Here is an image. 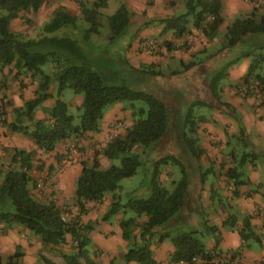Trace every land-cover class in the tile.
<instances>
[{"label": "trees", "instance_id": "obj_1", "mask_svg": "<svg viewBox=\"0 0 264 264\" xmlns=\"http://www.w3.org/2000/svg\"><path fill=\"white\" fill-rule=\"evenodd\" d=\"M47 1L0 0L1 71L14 65L19 73H31L33 77L41 80L36 98L15 111V121L8 124L10 130L29 137L35 141L40 150L48 153L54 151L57 145L66 139L81 138L87 133L101 132L105 111L109 107L119 103H129L132 112L133 125L127 130L126 135L118 134L112 137L103 151L106 158L111 161L120 160L121 164L103 170L98 158L99 153L96 154L92 166L82 162V173L76 185V204L80 214H83L86 212L87 203L101 202L108 193H116L123 180L132 178L138 173L143 164L141 155L148 150L154 152L170 135L171 116L177 115L178 106L173 108L169 102L167 104L158 95L137 91L117 83H108L100 73V69L89 63L79 38L71 37L70 28H78L79 18L65 9L57 10L52 19L39 30L36 38L24 37L11 29L12 21L19 18L20 14H37ZM76 1L81 8L83 19L90 24V29L85 32L99 34L103 27L101 10L108 7L110 0ZM120 1L123 2L120 9L107 19L111 31L110 39L114 42L126 34L133 19V13L124 3L126 0ZM186 6V14L160 21L164 25V32H173L176 39H181L190 33V24L193 20V27L201 30L209 40L216 39L220 35V29L225 21L222 0H186ZM223 39L226 42L223 50L232 49L244 42L248 45V51L243 57L250 58L251 65L242 79V84L245 85L246 97H254L255 91L261 94L262 100L259 107H264V0L263 4L254 8L247 18L237 19L227 26ZM164 48L166 51H173L175 44L165 41ZM49 62L55 66L53 75L47 74L43 69ZM195 66L197 63L191 62L185 66V71ZM229 66L211 77L208 92L219 108L221 107L238 123L239 133L227 136L226 144L227 147L232 148L230 157L234 166L226 170L225 175L234 182L233 195L239 197L241 187L252 185L249 179H245L246 166L259 159V155L251 150L245 125L236 110L222 101L220 85L227 77L226 69ZM127 73L142 74L144 72L127 64L116 77L125 79ZM55 83L58 100L49 112L50 117L36 121L35 111L43 101L52 96L50 90ZM238 87L240 88V85H237L235 89L237 90ZM67 89L85 96L79 124L76 123L75 116L70 114L68 105L61 99L63 92ZM140 103L143 106H139ZM203 107L211 106L209 103L200 101L189 105L184 113L183 124L177 130L180 142L187 152L188 162L198 164L206 155V151L199 143L197 133L201 121L196 119L195 111ZM26 119L33 124L32 128L25 122ZM236 144L240 147L235 146ZM14 152L11 165L7 169L0 167V225L9 228L23 227L38 236L45 246L64 245L67 235L70 234L77 244L73 253L63 256L65 263L99 264L96 261V254L90 249L91 240L88 232L91 227L83 226L80 216L71 222H64L61 208L53 200H40L35 197L34 191L38 189V183L31 176V171L37 151L15 149ZM184 162L173 155L157 160L148 197L131 199L126 205L115 201L104 217V220H109L121 210L127 209L134 212L137 217L147 218L145 224L141 226L144 244L135 245L128 250L124 256L125 264L131 262L160 264L154 257L147 235L154 237L155 229L169 225L185 206L192 173L190 164L185 165ZM171 164L180 167L183 174L174 191H170L160 181L161 167ZM213 171V169H207L202 173L200 176L202 184H205L206 178ZM136 224V218L120 222L125 240H131ZM223 226L237 228V217L230 215ZM208 229L212 233L220 232V229L215 226ZM238 230L247 247L250 242L260 241V236L255 232L250 217L243 220ZM167 239L171 240L175 248L172 254L173 262L194 264V258H202L207 260L206 264H211L210 261L215 253L208 251L198 230H179L175 235L164 234L160 236L158 243ZM215 240L218 246L221 242L220 237L216 236ZM22 255L18 248L5 263L0 255V264H17L15 260L20 259ZM233 257H239V255ZM41 260L44 264H55L44 256H41ZM259 264H264V260Z\"/></svg>", "mask_w": 264, "mask_h": 264}, {"label": "crops", "instance_id": "obj_2", "mask_svg": "<svg viewBox=\"0 0 264 264\" xmlns=\"http://www.w3.org/2000/svg\"><path fill=\"white\" fill-rule=\"evenodd\" d=\"M87 1L93 2L95 0ZM126 2L131 10L141 12L143 9L148 13L146 21L140 20L138 22L133 18L126 32V34L131 32L135 35V41L128 49L131 65L136 68L146 66L151 69L163 64L167 67L166 73L161 74V76L167 79L172 77L170 80L174 82V90L178 91V96L175 95L174 99H170V102L173 101V104L178 106L177 114L184 115L188 106L194 102L209 103L211 107H206L209 112L195 111L196 119L201 121L197 133L198 137L202 138L206 134L221 137L227 130V125L231 128L232 135L238 134V123L221 107L219 108L215 99L208 92L211 79L209 75L213 73L216 66L214 61L219 62L221 59H225L228 57L227 53L231 51L228 49L223 50V46L226 44L224 39L217 37L221 38L223 46L216 54L210 56L209 61L196 62L197 66L185 71V66L193 62L191 59L194 55L204 54L208 47L216 44L219 39L209 40L201 30L190 26V33L182 37L186 38L189 44L186 48H180L177 45L180 39H176L173 32H164V25L160 23L163 19L173 18L174 1L126 0ZM222 2L225 21L220 29L221 33L225 32L226 27L229 26L227 19L244 13L249 16L252 12L250 10H253L254 7L249 5L240 6L236 0H222ZM47 7L46 2L37 14H20L19 18L12 21L11 29L24 37H33L45 23L52 19L58 8L64 7L74 15L80 9L76 0H63L61 5L55 3L49 13L46 10ZM136 23H138L137 25H145L139 36L140 31ZM150 38L173 42L175 50H165V56L163 57L150 56L141 50L140 44L143 39ZM171 62H176L184 71L171 70ZM228 65L230 66L226 69L227 77L220 85L222 101L230 104L236 110L237 115L245 125L251 150L264 155V107H258L254 98L241 99L234 92L236 86L242 82V79L248 73L251 59L244 58L243 61H232ZM38 88L39 78L33 77L31 73H19L14 65L5 68L3 71L0 69V103L5 117L4 121L0 122V167L6 168L11 165L15 149L37 151L38 154L34 161L31 176L37 183L39 181L46 183L47 189L44 194L48 195L49 199L53 200L59 208H70L73 219L80 216L81 224L91 227L88 236L91 242L94 243L91 251L96 254V261L99 264H112L117 257L125 256L129 248V243L123 239V230L120 227L123 216L118 215L114 226L100 222V214H105L112 200L110 196H105L99 203H87L85 205L86 212L80 214L76 204V183L82 173V162L92 166L97 153H99L98 158L101 169L111 168L110 160L103 154L105 147L113 137L111 124L116 120H123L125 127L121 128L118 134L121 136L126 135L127 130L133 125L132 112L116 104L106 113L102 121L101 132L87 133L81 138L66 139L60 142L54 151L46 153L38 148L35 141L22 134L13 133L8 127V124L15 121V111L23 108L26 102L36 98ZM50 94L52 96L43 101L37 108L34 114L36 121L50 117L49 112L58 100L56 83L51 87ZM5 122L6 124H4ZM30 127L32 128L33 124H30ZM201 146L206 151L204 156H207L209 151L211 154L216 153L211 152L209 146L203 144ZM223 165L222 160L212 163H205L204 161L199 164L196 163L198 172L199 169L203 170V167L214 171L206 178L205 184L201 183V178L197 180L196 177H191L190 188L192 187L191 194L194 196L193 204L187 208V199L181 210L186 217L179 218L178 221L175 217L169 225L175 228V226H178V222L185 220L182 226L198 230L208 251L231 257L239 255L241 261L238 264H259L264 260V158L257 159L254 163L246 166L245 179H249L252 185L241 187L239 197L233 195L234 182L229 180L225 174H222L224 171H220L224 168ZM233 166L232 162L229 167L227 166V170ZM256 190L258 192H255ZM34 194L40 200L45 197L38 190H35ZM180 213L178 216H181ZM230 215L237 217V228L232 229L223 226ZM246 217H250L255 232L260 236V241L250 242L249 247L241 239L238 230ZM146 220L147 218L144 216L137 218V227L133 228L136 241H140L141 226L145 224ZM212 226L219 228L220 232L212 233L208 229ZM216 236L221 239L218 246L216 245ZM75 246V240L70 234L67 235V241L64 245L45 246L37 236L23 227L9 228L0 225V255L3 259L14 255L17 249L20 248L23 254L21 257L23 264H39L38 261L41 256L46 257L55 264H66L63 256L73 253ZM151 249L155 259L160 264H177L172 261L175 248L170 240L154 243ZM130 264L138 263L131 262Z\"/></svg>", "mask_w": 264, "mask_h": 264}, {"label": "rangeland", "instance_id": "obj_3", "mask_svg": "<svg viewBox=\"0 0 264 264\" xmlns=\"http://www.w3.org/2000/svg\"><path fill=\"white\" fill-rule=\"evenodd\" d=\"M63 0H48L47 4L48 7L46 8V10L48 11V13L51 10V7L53 4L57 3L59 5L62 4ZM87 1V0H86ZM175 3V6H173V18L179 17L181 15H184L187 13V6H186V0H172ZM236 2H239V5H249V6H254V8L260 7L261 4H263V0H236ZM123 2H121L120 0H110L108 3V7L105 9L101 10V22L103 23V27L100 30L99 34H88L87 32H85L86 30L90 29V24H88L84 19H83V15H82V11L81 8L78 10L76 16H78L79 21H78V28L77 29H71L70 28V33H71V37H76L79 38V42L80 45L82 46V48L84 49V53L89 61V63L92 66H95L96 68L100 69V73L102 74V76L104 77V79L108 82V83H113V84H120V85H125L127 87H130L134 90L137 91H145L148 93H151L153 95H158L160 96L163 100H165V102L168 104V102H170V99H174L175 95L178 96V91L174 90V82L171 81L170 79H172V77L169 79L167 78H162L161 74H165L167 67L163 64L161 66H157L153 69L146 67V66H142L140 68H136L139 69L141 71H143L144 73L142 74H130L127 73V76H125L124 78H118L116 77L118 75L119 72H121L123 69H125V65L130 64L131 65V58H130V51L128 50L129 47L131 45H133L134 41H135V35L133 33H127L125 34L121 39L117 40V41H112L110 39V27L108 24L107 19L114 15L121 7ZM127 4V2H124ZM128 7V5H127ZM61 9H65L64 7H60L58 8V10ZM128 9L130 10L133 16V18L135 20H137L138 22L140 20L146 21L148 18V13L145 10H141V12H139V10H131L129 7ZM66 10V9H65ZM252 11V9L250 10ZM53 17V16H52ZM248 17V14H242V15H235L229 19H227V21L229 22L228 25H231L234 21H236L237 19H245ZM136 21V22H137ZM193 20H191V24L190 26L193 27L192 25ZM138 23H136L137 25ZM139 28V34L140 35L141 31L144 30V26L145 25H137ZM225 32L220 33L219 37L223 38ZM38 35H33L34 38H36ZM88 36V37H87ZM221 38H217L219 39L216 44L211 45L210 47H208V50L204 53V54H198L197 56L194 55L193 56V62H206L210 60V56L216 54L221 48H222V40ZM150 39H157V40H161L163 42H165L164 39H159V38H150ZM147 39H143L142 41H145ZM142 41H140V44L142 43ZM188 41L186 40V38H181L179 40V43H177V45L180 48H185L188 46ZM224 47V46H223ZM231 50L228 54V57H226L225 59H221L219 62L214 61L216 63V66L214 67V71L213 73H211L209 76L212 77L214 75H216L218 73V71L225 69L226 65L232 63V61H237L239 59L240 60H244L245 57H243V55L245 54V52L248 51V45H245V43H241L240 45H238L237 47H234L232 49H228ZM264 52V51H263ZM226 54V53H225ZM226 54V55H227ZM150 56H159V57H163L165 56L164 53H160L158 55H150ZM132 66V65H131ZM54 64L52 62H49L46 66L43 67V69L45 70V72L49 75H53L55 72L54 69ZM171 70L173 71H184L182 70V67L179 66L176 62H171ZM153 72V73H152ZM119 76V75H118ZM167 79V80H165ZM111 81V82H110ZM226 82V80H225ZM41 83V80L39 78V85ZM238 85H240V88L238 87V89H235V95L237 97H240L241 99H245L246 98V91H245V85L241 83H239ZM183 88V87H182ZM243 90V91H242ZM210 94V93H209ZM202 95V94H201ZM200 95V96H201ZM204 96V95H203ZM255 99V102L257 104V106H260V102L262 100L261 99H257V97H252ZM62 101H64L69 108V112L70 114H72L73 116H75L76 118V123L79 124L80 122V116L82 114V109H83V104L85 101V96L83 94H77L75 91H73L72 89H67L62 97ZM171 105L173 106V108H175V104H173V101L170 102ZM118 105H121L123 108H127L129 111H131V109L129 108V103H119ZM139 106H143L142 103L138 104ZM114 106L109 107L106 111H105V115L106 113L109 112V110H111ZM197 112H204L207 113L209 112V110L204 107V108H197L196 109ZM36 113V111H35ZM198 114V113H197ZM105 117V116H104ZM183 117L184 115L181 114H177L174 117L171 116V133L168 137L165 138V140L153 151L148 150L145 152V154L141 155V159L143 161L142 166L139 168L138 173L129 179H125L120 183V188L116 193H108L106 196H110V198L112 199L110 202L109 207H107V211L105 212V214H100V222L102 223H106L109 226H114V222L115 220H117L118 215H122L123 219L122 220H127L130 218H138L136 216V214L130 210L127 209H123L121 210L118 214H116L115 216H113L111 219L109 220H104V217L106 216V214L111 210L113 202L117 201L119 202L121 205H126L131 199H140V198H146L148 197V195L150 194V190H151V183H152V179H153V173L155 170V166H156V161L162 159L163 157L167 156V155H173L175 157H177L178 159L185 161V165L186 163L190 164L189 168L190 171L192 173V177H196L197 180L200 179V176L202 175V173L207 169L205 167H203L204 169H199L200 171L198 172V169L196 168V163L194 162H188V157H187V152L185 151L183 145L180 142L179 136H178V127H180L183 124ZM25 122L27 124H30V122L26 119ZM114 122H118L122 125V128L125 127L124 121L123 120H116ZM113 122V123H114ZM227 130H225V133H223L224 135L221 137L212 135V134H206L204 135L202 138L199 137L200 139V145L203 144L205 146H209L211 152H216L214 154H211L209 151V154L207 156H204L201 160V162H218L220 160H222L224 162L223 165V169L220 171H226L227 170V166L229 167L232 164V160L230 157V152L232 150L231 147H227V136L228 135H232L231 131H230V127L227 125L226 126ZM101 129H102V124H101ZM23 135V134H22ZM118 135V133L116 134ZM25 136V135H24ZM27 137V136H26ZM29 138V137H28ZM73 139H76V137H72ZM30 139V138H29ZM226 146V147H225ZM238 148L240 147V145H235ZM216 154V155H215ZM259 155V159L264 158L262 156L264 155ZM111 167L112 166H119L121 164L120 160H116V161H111ZM8 167H6L7 169ZM203 172H202V171ZM160 181L161 183L167 187L170 191H174V189L177 186V183L182 179L183 174L182 171L180 169V167L176 166V165H169V166H162L160 169ZM222 174H225V173ZM1 182V180H0ZM44 182V181H42ZM77 185V183H76ZM192 188V187H191ZM191 188L189 189V193H188V202H187V208H189V206H192V202H193V197L191 194ZM40 193L42 192V196H45L44 198H42V200H48L49 196L46 194H44V190L40 191L39 189H37ZM71 210V209H70ZM195 213V212H194ZM181 216H177L176 220L178 221L179 218H185L186 216L184 215L185 213L182 211ZM121 220V221H122ZM180 220V219H179ZM185 220H182V222H178L177 225L175 226V228L171 225H167L164 227H159L157 229H155V236H149L147 235V238L150 239L151 242V247L154 245V243H158L157 241L159 240L161 235L164 234H170V235H175L177 233V231L179 230H183V231H189L192 230L193 228L191 227H183L182 224L184 223ZM203 224V223H202ZM121 227V225H120ZM33 234V233H32ZM35 235V234H33ZM36 236V235H35ZM38 237V236H37ZM39 238V237H38ZM40 239V238H39ZM124 239V237H123ZM158 239V240H157ZM125 240V239H124ZM170 240V239H167ZM127 241V240H125ZM134 239V232L132 233V237L131 240L127 241L129 243V248L134 247L135 245H142L144 244V240H142V237H140V241H136ZM171 241V240H170ZM94 243L91 242L90 243V249L93 248ZM120 250H122V248H120ZM22 252V250H21ZM22 258L20 259H16L15 263L17 264H23ZM239 262L241 261L240 257H238ZM8 261V258L4 259V263ZM39 264H44V262L41 260V257H39ZM114 264H125V259L124 256H119L117 257V259L115 261H113ZM237 263V264H238ZM228 264H232V263H228Z\"/></svg>", "mask_w": 264, "mask_h": 264}, {"label": "built area", "instance_id": "obj_4", "mask_svg": "<svg viewBox=\"0 0 264 264\" xmlns=\"http://www.w3.org/2000/svg\"><path fill=\"white\" fill-rule=\"evenodd\" d=\"M141 49L149 55H158L160 53L165 52L164 42L161 40H157V39L145 40L144 42L141 43ZM255 97H257L258 100L262 98L261 94H259V92L257 91H255ZM4 118H5L4 113H3L1 103H0V122H3ZM121 128H122V125L120 123L118 122L112 123L111 124L112 136L113 137L116 136V134ZM38 189L42 191L43 190L46 191L47 189L46 183L39 181ZM61 212H62V219L64 222H71L73 220L70 208L63 207L61 208ZM75 244L77 243L75 242ZM238 262H239L238 257H231L227 255H220V254H213L212 260L210 261L211 264H228V263L237 264ZM193 263L194 264H206L207 260L202 259V258H194ZM180 264H188V263L181 262Z\"/></svg>", "mask_w": 264, "mask_h": 264}]
</instances>
